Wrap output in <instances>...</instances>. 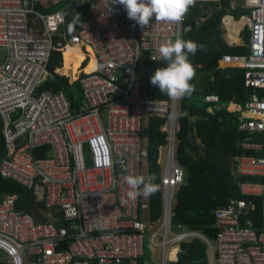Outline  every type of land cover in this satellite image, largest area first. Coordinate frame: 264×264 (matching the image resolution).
I'll return each instance as SVG.
<instances>
[{"label": "built area", "instance_id": "2783aa9c", "mask_svg": "<svg viewBox=\"0 0 264 264\" xmlns=\"http://www.w3.org/2000/svg\"><path fill=\"white\" fill-rule=\"evenodd\" d=\"M59 1L0 0V48L6 50L0 61V120L7 150L0 173L31 189L44 215L19 209L15 194L0 200V264H142L146 248L153 264H169L177 260L181 242L193 237L206 242L209 264H264V0H230L231 9L241 4L247 13L222 17L228 44L236 40L229 37L226 18L244 19L240 42L243 31L250 33L249 52L225 54L220 66L245 69L244 84L253 92L244 105L228 106L241 113V129L258 134L257 140H242L241 148L261 154L234 156L232 173L246 178L239 188L249 198L214 210L213 239L172 223L175 194L186 175L177 159L180 100L147 97L137 73L143 53L159 60L162 44L182 38L184 19L173 24L153 16L142 29L124 5L88 0L84 22L68 36L61 29L63 12L47 11ZM74 46L85 54L74 80L83 99L75 108L64 90L39 89L51 75V52L60 51L63 62L65 50ZM90 54L95 65L84 71ZM204 100L216 104L220 98L209 93ZM148 117L165 118L166 134L157 157L162 213L154 221L146 217L149 198H128L124 182L128 174L151 175L143 136ZM39 148L46 154L38 156ZM259 208L257 220L253 213Z\"/></svg>", "mask_w": 264, "mask_h": 264}, {"label": "trees", "instance_id": "16d2710c", "mask_svg": "<svg viewBox=\"0 0 264 264\" xmlns=\"http://www.w3.org/2000/svg\"><path fill=\"white\" fill-rule=\"evenodd\" d=\"M47 11H62L65 23L61 27L66 34L76 33L84 22L88 13V0H61L51 5ZM77 13L79 20H76ZM231 13L235 17L247 13L241 4L236 9L230 8V0H196L194 6L189 8L184 17V26L190 28L183 33L184 40H192L198 47L194 55L189 54L195 76L190 82L194 91L190 96L180 99V116L178 122L180 129L177 133V159L186 172L185 182L180 185L175 194L172 223L174 227L183 226L197 230L209 239L215 238L218 228L215 226L214 210L219 206L227 205L231 199L244 198L240 192L239 182L245 177L232 173V160L238 154H261L254 150L243 149L239 143L249 136L257 140L258 134L240 128V119L237 113L229 110L228 105L235 101L241 105L250 98L253 92L244 84L245 69L241 67H221L220 60L225 54L249 52L250 33L245 30L243 44L229 46L224 40L222 17ZM205 18L200 20V18ZM197 20H200L197 22ZM244 19L233 20L226 18L225 24L231 40H238V32L242 28ZM78 52L85 58L84 52ZM90 63L84 71L92 70L94 57L90 54ZM82 59V60H83ZM81 60V61H82ZM62 62L60 51L53 50L48 62L51 75L45 79L40 90H64L71 105L77 107L83 99V92L79 81L70 83L67 77L56 72V67ZM64 64L69 61L64 57ZM81 64V62H80ZM165 66L162 59L151 60L149 53H143L138 75L141 78L144 91L151 99H168L169 97L159 92L158 86L150 82V77L159 67ZM260 92V90H259ZM215 93L220 101L216 104L208 103L204 96ZM197 116L190 126L188 114ZM163 117H148L144 125L151 130L150 138L146 139L148 157L146 160L147 171L155 174V184L160 181V167L157 163L158 147L165 142V133L161 130L164 123ZM192 130L194 140L188 138V131ZM199 139V141H197ZM45 148L36 149L38 156L46 154ZM5 140L2 134L0 120V162L6 156ZM256 180V178H249ZM17 196V207L24 211L35 210L40 218L43 202L36 199L31 189L16 180L6 178L0 173V200L6 195ZM258 209L253 216L257 220L261 217ZM162 213L161 192L157 190L149 197V209L146 217L150 221L157 220ZM150 252L146 248L139 261L142 264H153L149 261ZM169 264H209L208 247L206 242L198 237H193L181 242L178 258Z\"/></svg>", "mask_w": 264, "mask_h": 264}, {"label": "clouds", "instance_id": "9594fccd", "mask_svg": "<svg viewBox=\"0 0 264 264\" xmlns=\"http://www.w3.org/2000/svg\"><path fill=\"white\" fill-rule=\"evenodd\" d=\"M112 2L124 5L127 17L143 29L150 24L153 16L156 22L180 23L189 8L195 5L196 0H112ZM76 20H79L78 13ZM198 47L203 46H198L192 40H184L180 36H177L174 41L169 40L162 44L158 52L165 66L155 70L150 77L151 84L158 86L159 92L173 100L178 101L185 96H190L194 91V85L190 82L195 76V69L189 60V54L194 55ZM179 116L180 113H177L176 118ZM104 163L110 165L111 161L105 159ZM155 180V174L147 177L136 174L124 176V182L129 189L128 198L135 200L141 196L150 197L158 190Z\"/></svg>", "mask_w": 264, "mask_h": 264}, {"label": "bare ground", "instance_id": "6f19581e", "mask_svg": "<svg viewBox=\"0 0 264 264\" xmlns=\"http://www.w3.org/2000/svg\"><path fill=\"white\" fill-rule=\"evenodd\" d=\"M78 46L74 47H69L67 50L64 52V57L69 61V64H64L60 63L57 66V70L60 71L67 79L69 82H72L76 78V74L78 72V67L80 66V62L83 59L82 55L78 52ZM75 64V65H74ZM95 65V59L93 60L92 63V68ZM171 257H175V249L173 248L171 253Z\"/></svg>", "mask_w": 264, "mask_h": 264}, {"label": "water", "instance_id": "95a60500", "mask_svg": "<svg viewBox=\"0 0 264 264\" xmlns=\"http://www.w3.org/2000/svg\"><path fill=\"white\" fill-rule=\"evenodd\" d=\"M189 28H190V26H188V27L185 29V32H186ZM237 116L240 117V116H241V113L238 112V113H237ZM196 118H198V117H197V116H193L191 113L188 114V120H189V124H190V126L193 125V122H194V120H195ZM143 136H144L146 139L150 138V136H151V130H150V128H149L148 126H144V127H143ZM187 136H188V138H190L192 141L194 140L192 130H189V131H188Z\"/></svg>", "mask_w": 264, "mask_h": 264}, {"label": "rangeland", "instance_id": "374dc122", "mask_svg": "<svg viewBox=\"0 0 264 264\" xmlns=\"http://www.w3.org/2000/svg\"><path fill=\"white\" fill-rule=\"evenodd\" d=\"M32 27H38V25H36L35 24V22L33 23L32 22ZM243 33H244V31H243ZM242 33V36H244V34ZM5 52H6V50L4 49V48H0V61H2V58L4 57V54H5ZM75 65V64H74ZM73 82V81H72ZM51 150L48 152V155H50L51 154ZM146 172H145V174H144V176L146 177ZM144 198V197H143ZM149 198V197H148ZM148 198H144L145 200H147ZM156 258L158 259V255H157V257H155V260H156ZM149 261H150V259H149Z\"/></svg>", "mask_w": 264, "mask_h": 264}, {"label": "crops", "instance_id": "0c3cea01", "mask_svg": "<svg viewBox=\"0 0 264 264\" xmlns=\"http://www.w3.org/2000/svg\"><path fill=\"white\" fill-rule=\"evenodd\" d=\"M224 40H225V42L227 43V40H226V37H225V35H224ZM243 42L244 41H242V42H240V40H236V44H234V45H240V44H243ZM228 44V43H227ZM229 46H233V45H230V44H228ZM141 64V63H140ZM220 64V63H219ZM221 65V64H220ZM221 67H227V66H221ZM231 67H234V66H231ZM232 102H235V101H232ZM236 103V102H235ZM230 104V103H229ZM230 106V105H229ZM229 106H228V109H229ZM230 110V109H229ZM238 113V112H237ZM197 141H199V139L197 140ZM158 262V259L156 258V263ZM152 263V262H151Z\"/></svg>", "mask_w": 264, "mask_h": 264}]
</instances>
